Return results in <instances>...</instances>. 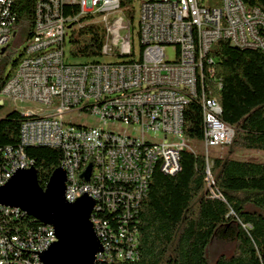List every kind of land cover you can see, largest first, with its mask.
I'll use <instances>...</instances> for the list:
<instances>
[{
  "label": "built area",
  "instance_id": "obj_1",
  "mask_svg": "<svg viewBox=\"0 0 264 264\" xmlns=\"http://www.w3.org/2000/svg\"><path fill=\"white\" fill-rule=\"evenodd\" d=\"M13 3L0 0V61L8 63L18 35ZM95 16L111 27L100 57H71L66 32ZM26 38L18 73L0 90V106L8 102L24 117L19 144L0 148V187L13 170L34 166L26 148L53 145L63 154L67 202L98 188L93 223L106 242V251L96 255L99 264L135 261L151 163L174 176L181 153L195 152L183 133L190 102H198L203 128H209L201 139L205 189L216 196L208 151L229 145L234 131L211 95L210 85L221 87L212 47L224 40L264 54V14L242 0H36ZM36 51H45V58L36 59ZM199 63H207V71H199ZM35 102H43V110H35ZM80 118L94 123L79 124ZM50 238H56L50 225L26 223L20 209L0 205V264H42L37 251H46Z\"/></svg>",
  "mask_w": 264,
  "mask_h": 264
},
{
  "label": "trees",
  "instance_id": "obj_2",
  "mask_svg": "<svg viewBox=\"0 0 264 264\" xmlns=\"http://www.w3.org/2000/svg\"><path fill=\"white\" fill-rule=\"evenodd\" d=\"M242 1L264 14V0ZM35 2L14 0L19 40L32 32ZM83 23L69 40L70 55L97 59L105 29L99 23ZM211 56L216 59V77L221 84L220 88L210 85L211 95L221 105V120L234 131L226 153L210 163L216 196L205 189L203 152L184 150L174 176L161 173L156 163L139 211L138 259L112 264H211L206 251L214 237L231 242L234 251L229 256L219 255L213 264H264V163L235 158L240 151L264 152V54L221 40L213 45ZM17 61L7 73H0V90L18 67ZM0 62L2 71L8 60ZM23 121L18 112L0 106V148L19 144ZM183 133L187 140L201 142L203 120L198 102L185 108ZM25 154L34 161L38 184L45 188L61 165V150L33 147L26 148ZM22 221L39 226L28 216Z\"/></svg>",
  "mask_w": 264,
  "mask_h": 264
},
{
  "label": "water",
  "instance_id": "obj_3",
  "mask_svg": "<svg viewBox=\"0 0 264 264\" xmlns=\"http://www.w3.org/2000/svg\"><path fill=\"white\" fill-rule=\"evenodd\" d=\"M65 189L66 174L61 168L54 171L45 188L39 186L34 167L18 170L0 187V205L18 208L53 228L56 242L40 255L42 264H94L102 251L90 221L94 201L84 195L69 203Z\"/></svg>",
  "mask_w": 264,
  "mask_h": 264
},
{
  "label": "rangeland",
  "instance_id": "obj_4",
  "mask_svg": "<svg viewBox=\"0 0 264 264\" xmlns=\"http://www.w3.org/2000/svg\"><path fill=\"white\" fill-rule=\"evenodd\" d=\"M17 31H18V35L16 39L13 40V48L8 52L11 60L5 66L6 73L11 68V62L17 58L19 49L22 48L23 45H25L26 40H27L26 35L24 36L23 40H19V35H20L19 27L17 28ZM3 60L5 59H1L2 62ZM1 65L2 63L0 62V69L3 67ZM4 108L7 111H10V110L14 111L13 105H9L8 102H4ZM42 108L43 107L35 106V110H43ZM84 121L86 123L93 124L94 118H88V120L80 118L78 123L82 124ZM186 144L197 152L204 151L202 148V143L199 141L188 140L186 141ZM226 151H227L226 146L222 148H217V149H210L208 151L209 164L211 163V160L213 158L223 156L226 153ZM235 158L238 160H248V161L264 163V152L262 151H240L235 154ZM233 251H234V245L231 242H224V241L217 239V237H214L207 247L206 255L210 263L213 264L219 255L222 254L225 256H229L233 253Z\"/></svg>",
  "mask_w": 264,
  "mask_h": 264
},
{
  "label": "bare ground",
  "instance_id": "obj_5",
  "mask_svg": "<svg viewBox=\"0 0 264 264\" xmlns=\"http://www.w3.org/2000/svg\"><path fill=\"white\" fill-rule=\"evenodd\" d=\"M85 22H88L90 24L91 23L92 24L99 23L100 25L102 24V26H104V18H102V16L92 17V21H85ZM83 24H74V30H68V32H66V41H69L73 32L76 31L81 26H83ZM104 29H105V38H111V27H104ZM43 58H45V51H36V59H43ZM206 64L207 63H199V71H204V66ZM17 73H18V67L16 68V70L14 71L12 76L17 74ZM12 76L7 80V82L5 83L2 90H7V87H9V83L12 82ZM190 84H197V77H190ZM35 106L43 107V102H35ZM203 135H209V128H203ZM41 147L53 148V145H49V143H41ZM155 164L156 163H151V171H153ZM32 167L33 166H26V169H30ZM59 168H61L66 174V169H65V167H63V164H61ZM17 171L18 170H13V172H11V178ZM149 183L150 182H144V189L149 188ZM89 198H91L92 200H98V188H89ZM24 216H27V215L24 212H22V217H24ZM96 216H98V206H94L93 211H92L91 216H90V221L92 223L94 232H95V234H96V236H97V238H98V240L102 246V251H106V242H104L103 234H100V228L97 227V225H94V223H93V218H96ZM28 217H30V216H28ZM34 221L39 224L38 227H47V225H44L35 219H34ZM51 235H55L52 227H51ZM54 242H56V238L48 239V248ZM43 252H45V251H37V258H40V255ZM94 264H99L98 257H95V263Z\"/></svg>",
  "mask_w": 264,
  "mask_h": 264
}]
</instances>
